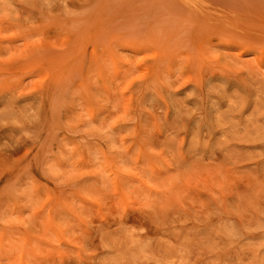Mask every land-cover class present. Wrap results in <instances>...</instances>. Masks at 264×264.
<instances>
[{
	"label": "rangeland",
	"instance_id": "1",
	"mask_svg": "<svg viewBox=\"0 0 264 264\" xmlns=\"http://www.w3.org/2000/svg\"><path fill=\"white\" fill-rule=\"evenodd\" d=\"M0 0V264H264V0Z\"/></svg>",
	"mask_w": 264,
	"mask_h": 264
},
{
	"label": "bare ground",
	"instance_id": "2",
	"mask_svg": "<svg viewBox=\"0 0 264 264\" xmlns=\"http://www.w3.org/2000/svg\"><path fill=\"white\" fill-rule=\"evenodd\" d=\"M181 1L184 2V3L193 5L192 2H191V0H181Z\"/></svg>",
	"mask_w": 264,
	"mask_h": 264
}]
</instances>
